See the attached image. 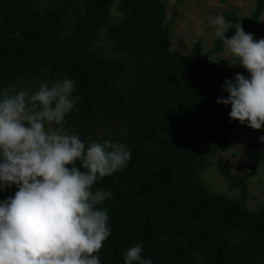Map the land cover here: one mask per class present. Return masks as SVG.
Returning a JSON list of instances; mask_svg holds the SVG:
<instances>
[{"label": "trees", "instance_id": "1", "mask_svg": "<svg viewBox=\"0 0 264 264\" xmlns=\"http://www.w3.org/2000/svg\"><path fill=\"white\" fill-rule=\"evenodd\" d=\"M263 14L264 0H257L250 17L236 10L222 16L264 37ZM176 19L166 21L160 0H0V88L72 78L78 103L65 129L85 143L107 139L130 150L127 166L97 185L112 193L103 205L111 234L100 264H123L137 242L152 264H264V208L246 205L263 156L248 173L221 170L240 190L236 199L202 178L210 157L228 151L232 133L244 128L216 103L227 96L221 85L249 74L220 57L217 37L204 55L173 54ZM14 192H0V200Z\"/></svg>", "mask_w": 264, "mask_h": 264}, {"label": "clouds", "instance_id": "2", "mask_svg": "<svg viewBox=\"0 0 264 264\" xmlns=\"http://www.w3.org/2000/svg\"><path fill=\"white\" fill-rule=\"evenodd\" d=\"M208 23L231 57L227 65L249 74L226 79L221 87L227 96L216 103L230 107L231 120L264 130V38L254 39L220 15ZM76 83L63 77L35 89L0 88V192L15 189L0 200V264H100L111 234L103 205L112 193L97 185L124 169L131 152L107 139L85 143L65 129L77 108ZM259 140L264 143V136ZM123 264L152 260L137 242L124 251Z\"/></svg>", "mask_w": 264, "mask_h": 264}, {"label": "rangeland", "instance_id": "3", "mask_svg": "<svg viewBox=\"0 0 264 264\" xmlns=\"http://www.w3.org/2000/svg\"><path fill=\"white\" fill-rule=\"evenodd\" d=\"M119 1V0H118ZM166 8V21L177 19L170 33V50L177 56L193 55L195 57L208 53L216 39L215 29L208 23L210 16H222L230 10L238 11L243 18L250 17L255 9L257 0H160ZM112 13L115 15L116 9ZM264 26V14L260 19ZM251 33L254 39L264 38L256 28L245 31ZM223 59H230L225 48L220 55ZM264 130L256 131L244 125L240 131L232 133L228 151L210 157L213 164L202 174V178L209 189L223 194L231 199L240 197L239 189H231L221 170L230 174H245L251 171L256 157L263 156L258 164L257 173L248 181L249 198L246 201L248 209L258 211L264 208V145H258L256 140Z\"/></svg>", "mask_w": 264, "mask_h": 264}]
</instances>
